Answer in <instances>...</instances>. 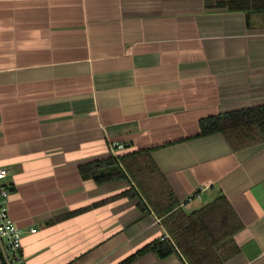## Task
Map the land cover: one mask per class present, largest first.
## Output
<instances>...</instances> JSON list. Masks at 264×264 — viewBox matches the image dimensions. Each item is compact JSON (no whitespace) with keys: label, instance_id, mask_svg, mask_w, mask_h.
I'll return each instance as SVG.
<instances>
[{"label":"crops","instance_id":"1","mask_svg":"<svg viewBox=\"0 0 264 264\" xmlns=\"http://www.w3.org/2000/svg\"><path fill=\"white\" fill-rule=\"evenodd\" d=\"M218 1L0 0V168L24 264H119L166 237L129 181L79 172L147 149L185 213L230 204L243 228L224 264H264V144L196 138L264 107V11Z\"/></svg>","mask_w":264,"mask_h":264},{"label":"trees","instance_id":"2","mask_svg":"<svg viewBox=\"0 0 264 264\" xmlns=\"http://www.w3.org/2000/svg\"><path fill=\"white\" fill-rule=\"evenodd\" d=\"M216 6L229 12L264 11V0H219ZM218 133L235 151L264 144V107L204 118L196 138ZM152 150L113 156L79 168L82 176L97 184L129 181L131 188L123 195L138 198L140 210L153 213L167 234L119 264H131L147 253L159 259L176 253L187 264H224L236 252L233 236L243 228L230 204L220 196L197 211L185 213L154 163ZM0 264H5L1 252Z\"/></svg>","mask_w":264,"mask_h":264},{"label":"built area","instance_id":"3","mask_svg":"<svg viewBox=\"0 0 264 264\" xmlns=\"http://www.w3.org/2000/svg\"><path fill=\"white\" fill-rule=\"evenodd\" d=\"M122 149V145H112L110 147V152L114 155L117 150ZM7 174L8 173L5 168H0V241L7 254L10 264H24L21 256L22 233L10 218L8 213L9 190L3 184ZM30 232L34 233L35 231L31 230ZM165 238H167V236ZM163 239L164 238H162V240Z\"/></svg>","mask_w":264,"mask_h":264},{"label":"water","instance_id":"4","mask_svg":"<svg viewBox=\"0 0 264 264\" xmlns=\"http://www.w3.org/2000/svg\"><path fill=\"white\" fill-rule=\"evenodd\" d=\"M0 252H1L2 256H3V259L5 261V264H10V262L8 260V257H7V254H6V252L4 251V249L2 247L1 241H0Z\"/></svg>","mask_w":264,"mask_h":264}]
</instances>
